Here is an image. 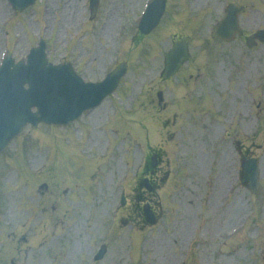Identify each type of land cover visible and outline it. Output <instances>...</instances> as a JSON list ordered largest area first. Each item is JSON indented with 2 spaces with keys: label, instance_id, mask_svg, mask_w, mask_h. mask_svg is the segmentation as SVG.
Listing matches in <instances>:
<instances>
[{
  "label": "rangeland",
  "instance_id": "374dc122",
  "mask_svg": "<svg viewBox=\"0 0 264 264\" xmlns=\"http://www.w3.org/2000/svg\"><path fill=\"white\" fill-rule=\"evenodd\" d=\"M83 1L42 0L36 7L18 14L14 21L5 28L3 22H5L7 16L10 17L12 14L7 0H0V60L8 45H10L11 50H14L17 56H22L33 42V37L36 38L38 34H44L50 41V54L53 56L54 61L58 62L64 56H67L75 60L77 66L87 78L93 79L96 76H101L102 72H104L103 68L105 64L112 59L114 50L107 46L106 42L108 41L106 40V42L103 41L101 51L96 50V53L92 54V51L90 52L91 46L94 44L99 47L100 45L98 38H92V34L101 28L103 22L115 20L113 29L111 30V41L113 42L118 25L125 21H131L135 15H139L147 0H103L100 23L91 28V34L87 37L81 36L75 39L73 43L75 49L73 47L66 48L68 41L71 40V34L78 30L79 24L85 18L81 14V12L85 11L81 9ZM228 1L171 0L170 7L165 16L164 26L159 30V32H166L165 39L161 45L162 49H167L170 46L173 33H181L191 38L194 57L201 56V58L198 57V60H200L198 62H201V65L208 64L212 66L216 62L217 67L222 66L227 59V54H224L226 53L224 52L225 47L223 45L216 47L221 42L212 43L209 35L212 27L222 19L223 13L221 14V12ZM74 2L78 3V16L80 20L73 28H65L63 30V27L58 26L61 21L62 9L65 3ZM250 6L253 9H250L242 18L244 26L249 31L264 26V13L262 12L264 11V6L262 4L254 6L250 4ZM54 22L57 28L56 32L52 33ZM5 30H8V33ZM134 32L135 28L133 27H128L126 30L125 35H127L129 43ZM57 36L58 38L56 39ZM146 45L144 44L141 48L139 47L140 49L137 48L136 52H130L132 53L131 55L127 53L132 70L128 73L124 85L129 87L130 97L124 99V104L118 99L106 101L104 107L102 106L100 110L84 118L78 125L83 126V132L85 131V126L87 130L89 128L94 129L98 125L104 124L108 116L119 114V110L124 111L123 109L132 110L130 114L131 119H133V128L135 126H138V128L145 126V119H147L149 122L147 123L148 126L146 125L147 128L149 127L148 142L150 144L152 141L154 148L161 147L165 150V171L170 170L172 173L168 183L160 192V201L167 208L165 218L154 231L146 230L143 235L135 233V229L132 226L122 227L118 223L109 221L108 217L111 207L117 202L118 192L120 191V189L115 187V181L120 176L118 174L112 176L111 170L118 167V163L123 160L125 168L121 172V175L128 172L131 179L135 178L137 170H140V166L146 160V154L143 151L145 150L146 143L145 145L136 146L134 138L128 137L125 138V144L121 148L122 141L113 145L110 137H101L100 135L99 137L103 139L99 145L92 142L87 146L85 140L83 150L85 149L88 152L85 155L92 157L96 151L101 153L102 149L99 150V148H102L105 143L110 144V150H105V153L109 155L111 150L112 152L115 150L116 157L112 161H109V163L107 162L108 171L106 173L104 163L101 165L104 173L94 177L93 188L95 187L96 189L94 192L91 194L87 193L85 197L84 191L78 188L76 194L83 196L84 202L80 201L77 203L78 198L75 200L71 193L68 194L69 191L66 198L61 196L60 199H64V202H60L59 204L70 205L69 209L71 211L68 214L69 216H73V219H70L67 223L62 220L58 222L52 220L47 210L46 212H42L44 204L50 205L53 193L60 192L67 186L70 187V185L64 184L59 190L55 189V186L49 188L47 191L40 189L42 183L46 182L50 184L53 174L50 168L51 156L48 147L52 149L51 155L54 159L55 168L58 166V156L61 159L64 181H67V177L72 172V168H66V164L68 162H76L73 175L79 178V182H84L82 155H68L65 150L59 154V150L61 148L64 149L65 145L72 147L74 143L73 137L69 133L70 131L66 129H58V131H61L65 135L59 140L54 138L49 145L45 142H50L51 136H54L50 134L49 128L41 127L34 131H26L22 137V143L19 145H16L17 143L13 144L11 149L15 150L19 147L20 150L26 152V157L24 156V158H26V166L29 172H33L35 167L36 170L34 172H36L37 168L41 167L40 163L43 159L46 164H49V167L45 174L43 172L38 175L35 174L38 178L37 185L34 189L32 186H29L27 190L19 181L15 173L16 171L8 169L7 162L9 158L6 157L1 160L0 188L3 190L1 191L2 194H0V264L4 261H6L5 264H11L12 259H16L19 264H35V260L39 258L45 259L48 256L50 258L54 256L58 257V260L65 258L67 247L70 248L71 245L66 241L67 238L71 239L69 232L76 230L80 225H82V230L84 228L83 225L86 226L87 224L86 220L88 216H90L88 242L96 234L99 217L104 216L105 229H108L110 232V252L100 264H178L182 258V252L186 247L188 239L195 234L199 237L198 242L194 244L195 249L193 247V253L189 256L191 259V261L189 260V264L211 263L213 259H215V264H264V224L261 223L260 225L262 228L261 238L256 239L254 234H250V240H248L246 234L239 235L235 241L231 240L228 242L232 247L229 246L228 253L222 256L220 250L217 249L216 245L214 246V237L217 232L228 229L229 227L225 228L227 225L225 223L231 221H219L210 214L207 215L208 210H210L209 202L211 200L208 193L200 203L193 195L191 196L193 202L187 200L180 203V192H182V189L185 187L189 190L190 184L192 189L196 190L199 178L202 179L204 188L208 192V186L203 173L206 174L209 171V147L207 146L209 143V131H201L197 127L198 124L195 121L199 117L194 116L195 112L178 114V124L174 128H167V118L173 119L175 113L179 112L169 111L164 114L162 111H154V109L149 107V101L152 97H154L153 99H155L154 101L157 104L156 98L159 89H163L169 98L173 97L174 90H168L162 82H152V78L162 68L163 60L161 61L160 58L158 61L153 60L154 58L152 59L149 54H144L143 51ZM229 48L227 47V50ZM100 53H103L104 56H100ZM97 55H99V61L96 64L93 58H97ZM202 81L203 79L200 80V83ZM210 93V89H208L205 98L210 97ZM117 94L123 98L128 94V89L123 87ZM143 100H146V103H143ZM198 108L199 106L194 107V109L199 110ZM149 112H152L153 115H150ZM122 116L116 117L113 120L112 124L117 128L111 126V133L118 137L123 134L127 135L131 126L128 123V116L125 114ZM201 118L204 117L201 116ZM83 132H79L80 137L86 138V136L81 134ZM146 137V129L140 128L138 135L139 142L143 143ZM200 139L204 142L201 143ZM200 150L202 151L201 154L204 161V164L202 163V170L200 166H197L198 162H200ZM122 152H125V156L120 159L117 156ZM109 157L111 156L109 155ZM86 160L83 156V162ZM20 170L23 171V168L21 167ZM92 176L93 173L90 172L86 180L90 181ZM25 178H29L28 173L23 176V181ZM97 186L102 189L97 190ZM200 207H204V212L198 214L197 210ZM49 210H51V206H49ZM250 210L254 217L252 221L262 220L261 216L264 215V210L261 206H258L257 200L254 205H250ZM53 212H57V209ZM206 215L207 217H205ZM54 223L59 225L58 234L54 231ZM219 223L220 226L218 225ZM71 226H73L72 230H70ZM252 228L254 229L255 226L251 225L247 230ZM131 238L135 241V248L133 250L128 245ZM94 240L91 241L89 248L95 247L96 241ZM41 242L45 244L42 249L38 247ZM63 244H65L64 249L61 246ZM49 247L50 249H48ZM214 250L215 252H213ZM155 251L158 253L155 254ZM155 255L158 260L155 258ZM73 256L70 259L74 261L76 257L75 252ZM193 259L195 261L192 263ZM54 264H59V262L56 261ZM67 264H70V262ZM72 264L76 263L73 262Z\"/></svg>",
  "mask_w": 264,
  "mask_h": 264
},
{
  "label": "bare ground",
  "instance_id": "6f19581e",
  "mask_svg": "<svg viewBox=\"0 0 264 264\" xmlns=\"http://www.w3.org/2000/svg\"><path fill=\"white\" fill-rule=\"evenodd\" d=\"M76 13H77V10H75V11L69 13V15H67L66 17H64V22H65L66 24H69L67 17H71L73 14H76Z\"/></svg>",
  "mask_w": 264,
  "mask_h": 264
}]
</instances>
